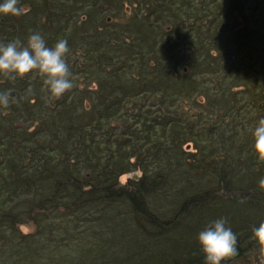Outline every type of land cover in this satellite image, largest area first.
Wrapping results in <instances>:
<instances>
[{
  "label": "trees",
  "instance_id": "trees-1",
  "mask_svg": "<svg viewBox=\"0 0 264 264\" xmlns=\"http://www.w3.org/2000/svg\"><path fill=\"white\" fill-rule=\"evenodd\" d=\"M18 7L0 43L66 39L74 87L0 74V264H205L198 234L220 218L238 238L221 264H264V0Z\"/></svg>",
  "mask_w": 264,
  "mask_h": 264
},
{
  "label": "clouds",
  "instance_id": "clouds-1",
  "mask_svg": "<svg viewBox=\"0 0 264 264\" xmlns=\"http://www.w3.org/2000/svg\"><path fill=\"white\" fill-rule=\"evenodd\" d=\"M19 0H3L0 13L20 16L26 9L18 7ZM70 52L68 41L59 39L54 46L46 45L39 32L30 34L26 45L19 39L0 43V74L15 80L31 72L42 76L44 86L51 95L60 98L74 87L73 74L67 63ZM10 94L0 93V106L9 107ZM254 149L259 158L264 160V118L260 119L254 132ZM264 183V180L261 181ZM226 219L213 221L198 234V241L204 253L205 264H221L238 254V238L230 227H226ZM255 237L264 243V222L254 229Z\"/></svg>",
  "mask_w": 264,
  "mask_h": 264
},
{
  "label": "bare ground",
  "instance_id": "bare-ground-1",
  "mask_svg": "<svg viewBox=\"0 0 264 264\" xmlns=\"http://www.w3.org/2000/svg\"><path fill=\"white\" fill-rule=\"evenodd\" d=\"M224 23H226V22H223V23L220 24V26H219V30H220L221 25L224 24ZM220 31H221V30H220ZM221 32H222V31H221ZM211 165H212V164H209V165H207V166H200V168H209V169H210ZM226 168H227V167H226ZM256 173H257V172H255V174H256ZM133 176H136V175L134 174ZM253 176H254V174L251 175V173H250V174H248L247 176H245L244 179H250V178H252ZM259 176H260L261 179H260L258 176L254 177V178H258V179H259V183H260V182L262 181V179H264V176H263V175H259ZM254 178H253V179H254ZM252 203H253V201L248 202V203L246 202V204L244 205V206H245V209H246L247 211H252V212H254V213H256V214L258 215V214L260 213V211H261V208H259V207H258V209L255 208L254 205H253ZM151 244H152V239H149V259H151L150 254L154 253V250H153Z\"/></svg>",
  "mask_w": 264,
  "mask_h": 264
},
{
  "label": "water",
  "instance_id": "water-1",
  "mask_svg": "<svg viewBox=\"0 0 264 264\" xmlns=\"http://www.w3.org/2000/svg\"><path fill=\"white\" fill-rule=\"evenodd\" d=\"M238 24H239L238 20H235L233 23L232 22L224 23L221 25L220 30L222 32H226V31L234 29ZM9 94H10V96L14 95L12 92H9Z\"/></svg>",
  "mask_w": 264,
  "mask_h": 264
},
{
  "label": "rangeland",
  "instance_id": "rangeland-1",
  "mask_svg": "<svg viewBox=\"0 0 264 264\" xmlns=\"http://www.w3.org/2000/svg\"><path fill=\"white\" fill-rule=\"evenodd\" d=\"M235 20H236V19H235ZM235 20H233L232 23H233ZM226 23H229V22H226ZM238 25H239V24H238ZM238 25H237V26H238ZM237 26H236V27H237ZM236 27H235V28H236ZM232 30H233V29H232ZM229 31H230V30H229ZM226 32H227V31H226ZM182 64H184V63H182ZM181 69H182V68H181ZM238 88H240V87H238ZM182 105L184 106L185 109H188L190 112L194 111L193 108H192V105H191L190 103H188V102L186 103L184 100H182ZM189 147H190V146H189ZM137 174H138V173H137ZM129 175H131V174H129ZM135 175H136V174H135ZM136 176H137V175H136ZM124 179H125V177L122 178V180H124ZM236 207H237V206H233V207H231V209H235ZM28 229H29V227H23V230H24V231H27Z\"/></svg>",
  "mask_w": 264,
  "mask_h": 264
}]
</instances>
